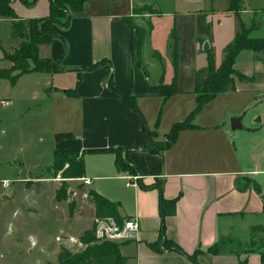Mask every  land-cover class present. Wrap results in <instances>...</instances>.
<instances>
[{
  "label": "crops",
  "instance_id": "crops-1",
  "mask_svg": "<svg viewBox=\"0 0 264 264\" xmlns=\"http://www.w3.org/2000/svg\"><path fill=\"white\" fill-rule=\"evenodd\" d=\"M201 1L128 0L121 8L117 0H85L80 10L71 12L65 26L53 24L55 36L38 46V56L56 63V70L24 72L14 82L0 76V136L15 143L18 135H24L23 148L28 156L36 161L49 160L45 163L49 170L56 151L76 149L84 162L81 177L92 179L87 185L72 179L81 177L62 178L58 173L52 178L42 171L29 175L40 164L29 166L24 177L22 169L2 176L10 182L0 189V220L5 225L0 234L1 259L11 258L19 246V239H8L6 230L14 219L18 229L28 226L31 230L27 251L33 254L32 264H57L61 245L55 236L67 234L64 229L68 223L74 226L86 222L85 228L70 234L78 239L92 228V191L116 202L121 219L134 216L139 221L135 238L116 242L124 264H240L239 258L243 257L247 264H261L264 79L254 80L255 75H264V51H240L233 67L250 79L235 77L234 90L217 93L201 110L194 115L191 112L196 106L195 72L208 64L198 62V52L213 55L212 25L207 21L216 12L234 22L222 52L240 31L241 23L250 27V36H264V0H241L238 14L230 10L229 0H218L219 7L213 6L214 0L201 7ZM15 2L11 3L13 11ZM35 6H39V14L26 18L17 15L23 21L49 15L50 0H36L30 8ZM145 7L152 11L137 13ZM3 21L11 29V18L0 16V23ZM133 25L145 30L141 55L147 73L138 63ZM161 25L165 27L164 49L156 45L154 37ZM173 27L180 39L176 71L168 48ZM11 34L14 46L10 50L1 45L0 39V61L9 62L2 69L12 65L11 60L3 58L4 53L20 45L21 38L15 37L12 29ZM207 40L209 48L205 50L202 47ZM175 74L176 87L172 91ZM110 77L111 86L133 97L137 110L104 90ZM233 117L240 119V128L231 127ZM187 119L189 124L179 130L171 145L161 147L172 125ZM110 148L124 149L121 156H127L141 176L137 186L126 185L122 174L129 172L118 171ZM16 181L26 183L20 192L23 196H28L31 182H58L52 190L56 206L66 201L70 208L65 228L49 237L43 221L36 216L35 204L28 198L19 199L10 187ZM69 181L83 191L72 186L66 189ZM159 183L161 191L156 187ZM60 193L66 197L59 198ZM77 194L87 200L76 206ZM160 195L165 201H174L172 214L167 212L172 205L165 203L161 215ZM166 240L177 244L181 251L166 244ZM215 242L218 252L211 253L208 248ZM197 250L195 259H190L188 256Z\"/></svg>",
  "mask_w": 264,
  "mask_h": 264
},
{
  "label": "trees",
  "instance_id": "trees-1",
  "mask_svg": "<svg viewBox=\"0 0 264 264\" xmlns=\"http://www.w3.org/2000/svg\"><path fill=\"white\" fill-rule=\"evenodd\" d=\"M16 0H0V16L11 18V29L15 37L21 38L19 47L12 53L6 54L5 57L11 60L13 63L8 68H0V76L8 77L11 82H14L16 78L20 76L21 73L28 71L41 70L50 72L51 70H56V63L50 59H43L38 56V46L41 43L48 42L50 38L55 36L52 25L57 24L58 26H65L67 21L70 19L71 12H77L81 9L83 2L85 0H50V11L49 15L46 17H33L27 21L20 19L19 15L15 14L11 3ZM26 6H32L36 0H21ZM230 1V10H233L238 14L241 0H229ZM128 21V18H126ZM132 27H135L133 25ZM138 31V44H137V56L138 63L141 64L142 70L147 73L145 64L142 60L141 49L143 46V35L145 30L142 28H137ZM209 32V29H208ZM250 27L245 26L241 23L240 31L237 32L233 39L224 47L222 50L223 56L220 63L216 66L213 61V55L209 56L208 64L206 66L200 67L195 72L194 75V94L196 98V106L191 112L194 115L196 112L201 110V107L213 99V97L220 92H231L235 89L234 78H239L241 80L250 79L247 76L242 75L237 71L233 64L236 57L240 51L248 49L251 51L259 52V50L264 51V36L253 37L249 35ZM169 45L170 54L172 57V66L173 69L177 67L178 63V44L180 39L176 35L174 27L170 31L169 35ZM154 55L160 60V56L154 52ZM32 59L39 62V65H34L33 67H17L22 65L21 60ZM96 64L91 68H95ZM17 70V71H16ZM14 71V73H12ZM16 71V72H15ZM176 71V69H175ZM176 74L172 78V91L175 90L176 84ZM254 79V78H252ZM111 77L104 88L105 91L113 93L122 98L129 106L137 110L136 101L132 96L123 95L113 86H111ZM189 124V119L183 122L174 123L171 127V131L167 136V140L161 143L163 146H170L172 141L176 138L177 133L183 127H186ZM111 152L115 153L116 167L118 171H126L130 174L136 172L134 164L127 159V156L123 155V148H110ZM53 164L50 166V169H55L54 174L61 170V177H81L84 172V162L79 154V151L76 149H67L61 152L56 151L54 154ZM64 186L60 189L64 190ZM158 190L161 191L160 183L156 186ZM92 201L95 207V218L100 217H112L114 220H121L117 212L116 202H111L106 199L101 194L92 192ZM59 198L66 197L62 193L58 194ZM165 203L172 205L170 210L167 212H174V201H165L162 195H160L159 205L161 206V215L164 216V209L162 206ZM94 218V219H95ZM94 225L93 220L92 228L85 230V232L79 237L80 241L86 245V248L81 252H70L67 249L60 247L58 250L57 264H124V257L121 255L118 250V243L110 241H101V243L96 242V237L94 236ZM168 245H172L174 249L181 251L179 246L172 241L166 240L165 242ZM208 251L211 253L218 252V242H215L212 246L208 248ZM194 252L190 259L194 260ZM251 251H248L250 253ZM260 253V262L264 264V252ZM240 264H247L246 258H239Z\"/></svg>",
  "mask_w": 264,
  "mask_h": 264
},
{
  "label": "rangeland",
  "instance_id": "rangeland-1",
  "mask_svg": "<svg viewBox=\"0 0 264 264\" xmlns=\"http://www.w3.org/2000/svg\"><path fill=\"white\" fill-rule=\"evenodd\" d=\"M119 2V6L121 8H123V6L128 2V0H117ZM210 4V0H202L199 3V6L201 7H206L207 5ZM213 6H221V2H219L218 0L215 3V0L213 1ZM39 6H35L30 8V6H26L21 0H17V2H15L14 4V11L16 14H19L22 18H26L28 17L30 14H39L38 11ZM36 9V11L33 13V11ZM144 10H147L149 12L152 11V9L150 7H145V8H140L138 9V12H142ZM219 17L218 14H216V12H214L212 18H209V20L207 22H210L212 25V31H211V36L210 38L213 39V47L210 53L213 54V61L214 63H219L221 57H222V53L221 52V48L222 46L227 42V34L229 33V31H231L233 29L234 26V22L231 20L229 21L228 19H223L221 17H219L221 20L219 22H217L216 18ZM132 31H133V40L135 43V48L137 49V44H138V31H137V27H132ZM164 32H165V27L164 25H161L159 27V31L155 34V40H156V45L160 48V49H164L165 47V37H164ZM233 33V32H232ZM232 35V34H231ZM0 39H1V45H3L4 48H7L8 50H10V48L12 46H14V41H13V35L11 34V29H9L8 25L6 22L3 21V23H0ZM186 46V45H184ZM15 51V50H14ZM13 51V52H14ZM260 53H262L261 50H259ZM13 52H11L10 54H12ZM200 53L197 54L199 55L198 58V62L203 61L204 64H207L208 59H209V54L208 53H204V52H198ZM6 53H4L3 58L5 57ZM22 65H18L17 67H23V65H25L26 67H33L34 65H39V62L34 61L32 59H26V60H21ZM8 61H0V67H4L8 65ZM11 63H13L11 61ZM17 71V70H16ZM15 71V72H16ZM14 73V71L12 72ZM264 79V75H255V80L254 81H261ZM0 98L3 99V96L0 95ZM20 102H17V107L19 108ZM24 105V104H23ZM237 105V104H235ZM16 107L15 112L17 114H19V111ZM0 110L1 112L3 111V108L0 105ZM1 127V124H0ZM26 145L25 142V138L24 135H22V137H20L19 135L16 138L15 143H11L8 138L4 139V137L0 136V189L2 186V179L1 177L4 176L5 174L8 175L9 173H13L14 171H21L22 169V174L21 176L26 174V170H28L29 166L32 165H36V164H40V166H38V168H35L31 174L29 175H33L34 174H38V172H43V174H45L48 177H53L57 174V176H61V170L57 171L55 174V169L53 170H49V169H45V163L49 162V160H42L39 159L38 161L34 160V158L28 156V153L26 152L27 150L25 148H23ZM21 149V150H19ZM19 162H21L22 164H24L25 166L21 165V167L19 166ZM28 174V173H27ZM59 176V177H60ZM24 177V176H23ZM76 182V181H75ZM67 183V182H64ZM58 184V182L56 181H38L37 182H31L29 183V185H31L30 189L27 191L28 196H23L20 192L22 191L21 189L26 188V183L20 182V181H16V182H12V184L10 185L14 187V189L16 190V194L18 195V198L21 200H26L28 198V200L35 204L37 209V213L36 216L37 218L39 217L44 224V230L48 232V236L49 237H53L60 228H65V222L68 220V215H69V205L67 204L66 201L64 202H60L59 207L56 206L57 202H55L54 200V196H53V187L54 185ZM72 186L74 187L75 190L77 191H83L80 188V185L77 184H72L71 181H69V184H66V189L67 187ZM64 187V190H66ZM4 191H6V189H3ZM86 191V190H85ZM87 198H83L82 194H77L74 197V203L77 206L81 201L83 202L84 200ZM128 203V202H127ZM62 204V205H61ZM88 215V212L85 213V216ZM14 219L11 221V223L13 225H10L9 227L6 228L8 234H10L8 236V239H10L11 236L15 237L16 239H19V246H16V249H14V255L7 259V258H3L1 259L0 257V264H4L5 260H9L10 262H7V264H32L34 262L33 260V254H30L27 250V247L30 243V240L28 239L27 235L29 233L30 228L28 226H19V229L17 228V225H15ZM40 222V221H37ZM10 223V224H11ZM84 220L78 222L77 225L71 226L69 223L66 226V228L64 229L67 234H63V236H69L70 234L73 233L76 234L77 232H79L81 230V228H83L85 226ZM5 225H3V221L0 220V234L3 232V228L5 231ZM85 228V227H84ZM64 231V232H65ZM69 234V235H68ZM79 240V239H78ZM86 248V246L84 244L80 245L78 243L73 244L68 250L72 253L74 252H81ZM18 250V254L16 253V251ZM49 263V262H48Z\"/></svg>",
  "mask_w": 264,
  "mask_h": 264
},
{
  "label": "built area",
  "instance_id": "built-area-1",
  "mask_svg": "<svg viewBox=\"0 0 264 264\" xmlns=\"http://www.w3.org/2000/svg\"><path fill=\"white\" fill-rule=\"evenodd\" d=\"M122 176L126 180L127 186H137L141 179V176L134 174L123 173ZM59 178V177H58ZM73 180H80L83 184H90L92 179L90 177L83 176L81 178H72ZM10 180L2 179V184L8 186ZM87 196V193L84 194ZM94 236L96 237V242L101 243V241H110V242H121L126 240H131L135 238V233L139 229V221L134 216L129 218H122L121 220H114L112 217H100L94 219ZM31 239V238H30ZM55 239L60 243L61 247L69 249L73 244L78 243L82 245L83 243L78 240V238L70 236H55ZM32 245L35 244V241L31 239ZM85 245V244H84ZM86 246V245H85Z\"/></svg>",
  "mask_w": 264,
  "mask_h": 264
},
{
  "label": "water",
  "instance_id": "water-1",
  "mask_svg": "<svg viewBox=\"0 0 264 264\" xmlns=\"http://www.w3.org/2000/svg\"><path fill=\"white\" fill-rule=\"evenodd\" d=\"M202 48L205 49V50L209 48L208 40L204 42ZM231 127L234 128V129L241 127V125H240V119L238 117H233L232 118V120H231Z\"/></svg>",
  "mask_w": 264,
  "mask_h": 264
}]
</instances>
